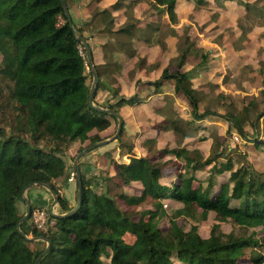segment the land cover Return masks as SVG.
I'll return each instance as SVG.
<instances>
[{"label":"trees","instance_id":"16d2710c","mask_svg":"<svg viewBox=\"0 0 264 264\" xmlns=\"http://www.w3.org/2000/svg\"><path fill=\"white\" fill-rule=\"evenodd\" d=\"M177 1L154 0L152 6H161L160 11L175 23ZM74 2L88 8L91 17L80 25L73 19L72 28L62 0H0V35L11 42L0 40V56L5 59L8 47L13 49L16 65L14 88L7 99L0 96V264H34L47 246L44 240L26 238L17 228L25 214L20 207L24 188L31 182L45 183L58 193L60 213L71 211L76 204H71L58 186L69 170L67 155L74 147L78 153L101 141L99 133L111 127L114 116L89 104V64L77 35L88 40L86 31L91 28L107 37L101 45L105 62L95 64L99 76L96 105L100 106L96 97L102 88L115 99L105 107L117 112L122 105L145 101L138 95L118 96V91L106 83L120 73L121 49L131 50L139 29L128 20L129 16L126 23L114 28V12L122 2L118 0L105 7L98 5V0ZM241 3L249 11L254 5ZM161 45L166 47L163 41ZM193 49L200 48H195L188 38L178 57V69H165L150 84L159 90L166 81L172 82L190 105L195 119L223 117L245 140L252 141L257 148L263 147L260 119L264 112L254 119L249 113L264 104V89L242 109H237L228 95H221L220 100L227 105L224 114L215 107L201 111L199 93L188 73L181 70ZM202 56L207 61L208 53ZM90 73L93 74L92 70ZM157 127L173 129L181 138L194 136L198 129L182 117ZM123 134L124 127L116 139ZM147 142L153 146L155 140ZM127 147L132 153L130 160L114 161V174L102 170L98 176H86L81 171L82 202L76 213L52 216L55 225L48 231L32 226L29 219L22 223L21 230L27 236H45L51 242L38 264H174V260L181 264H240L244 260L264 264V174L252 166L245 153L234 156L213 150L204 158L199 149L179 147L149 148L146 155L137 156L133 146ZM174 159L183 161V170L177 172L175 180L164 184L161 180L165 168L180 163ZM200 169L208 170L206 178L197 174ZM134 182L141 188L134 193L126 191L125 187ZM166 200L179 201L182 207L169 217L168 226H162L168 216ZM36 206L41 204L32 202V209ZM198 210L203 218L214 211L222 221L259 227L263 236L246 238L222 232L216 224L205 238L197 224L187 228L178 222L180 217L195 219ZM128 233L135 237L133 243L126 241Z\"/></svg>","mask_w":264,"mask_h":264},{"label":"rangeland","instance_id":"374dc122","mask_svg":"<svg viewBox=\"0 0 264 264\" xmlns=\"http://www.w3.org/2000/svg\"><path fill=\"white\" fill-rule=\"evenodd\" d=\"M118 1V0H117ZM121 8L114 12V28L129 21H134L139 28L132 39L131 50L121 49L122 68L119 74L106 80L109 88L118 91V96L130 98L138 95L145 100L141 104L122 105L118 107L124 119V134L121 139H110L107 143L94 149L80 159V169L86 176L99 175L102 170L114 174V161L129 162L127 146H133L137 156L147 154L152 144L147 141L154 139L152 150L163 148L199 149L204 158L209 156L213 150L233 153L234 156L240 152L246 154L247 160L260 173L264 174V146L257 148L250 140H245L237 130L230 125L229 121L220 116H210L197 120L191 113V107L186 99L176 91L175 85L166 81L159 90L150 84L161 77L162 72L168 69L174 72L178 69V57L181 48L185 47L186 40L194 43L195 48L188 53L186 63L181 67L191 78L194 88L199 93L200 109L218 108L224 114L227 105L220 100L221 95H228L237 109H242L245 104L259 97L260 90L264 89V0H213L200 4L196 0H179L176 4L177 22H172L166 12L160 11L152 6L154 0L131 3L132 1L120 0ZM241 2L254 3L249 11ZM77 5L74 0H68V7L77 25L86 22L91 17L86 11L80 16H73V7ZM79 6V5H77ZM84 7V6H79ZM75 8V7H74ZM132 16V18H131ZM88 41L93 51L95 64L104 63L102 44L107 39L89 28L86 31ZM2 43L9 39L0 35ZM166 44L163 48L161 42ZM10 42V41H9ZM11 43V42H10ZM208 53L207 61L202 60V55ZM91 68L87 67L88 83L92 85L93 74ZM16 65L14 50L9 49L5 59L0 56V96L7 99L8 93L14 88V75ZM97 104L107 106L114 103L112 93L105 88L98 91ZM264 112V104L258 108H252L249 117ZM182 117L192 122L198 129L194 136L179 137L173 129L159 128L157 124L172 123ZM118 128V118L111 117V127L99 134L104 139L112 138ZM261 137L264 138V115L260 119ZM251 135V133H249ZM130 144V145H129ZM239 150V151H238ZM77 147L67 155L69 173L71 176V188L68 187V177L58 181L61 193L70 200L77 203V179L73 167L77 155ZM145 154V155H146ZM167 158H170L167 156ZM167 158L165 160H167ZM171 158H174L172 156ZM221 159V158H220ZM177 165L165 168L162 183L168 184L170 180L176 179L178 171L183 170L182 160H175ZM86 166H92L88 169ZM179 167V168H178ZM197 174L203 179L208 176L207 169H200ZM66 179V181H65ZM222 179V177H221ZM64 182H67L64 184ZM66 185V187H65ZM141 185L137 182L126 186V191L137 192ZM46 194L49 200L47 206H42L48 212L60 213L59 204L52 209L53 195L45 187L36 186L27 191L30 194ZM168 216L164 217L162 226H168L169 217H172L177 209L182 207L179 201L166 200L164 202ZM22 212H26V204L21 201ZM33 226L32 217H29ZM180 224L187 228L191 224L199 226V232L203 237H209L212 227L220 225L222 232L235 233L238 236L261 238L262 230L259 227H246L235 224L231 220H220L214 211H210L206 218L202 217L198 210L197 217L178 218ZM55 225L47 227L48 231ZM125 239L133 243L135 237L128 233ZM248 248L247 250H250ZM174 264H181L174 260ZM240 264H250L244 260Z\"/></svg>","mask_w":264,"mask_h":264},{"label":"water","instance_id":"95a60500","mask_svg":"<svg viewBox=\"0 0 264 264\" xmlns=\"http://www.w3.org/2000/svg\"><path fill=\"white\" fill-rule=\"evenodd\" d=\"M62 4H63L65 14L67 16L68 22H69L70 26L72 28H74L73 19H72V16H71V13H70V10H69V7H68L66 0H62ZM77 37L86 50L88 64H89V67L91 68L92 73H93V83H92L90 91H89V104H90V106L94 107L96 110H98L100 112L107 113V114H110V115L118 118V128H117L116 134L112 138L104 139V140H101L99 142L93 143L89 146H86L82 151L78 152V154L75 157L74 164H73L76 179H77V203H76L75 208H73L69 212L62 213V214L58 213V212H53V215L58 216V217L70 216V215L76 213L81 207L83 184H82V172H81L80 164H79L80 159L82 157H84L85 155H87L88 153H90L91 151H93L94 149H96V148L102 146L103 144L107 143L108 141H110V139L117 138L120 135V133L124 127V119L119 112H117L114 109L99 106V105L95 104V93H96L98 82H99V76H98V73L95 69V63L93 60L92 49H91V46L89 44V41L86 38H84L82 34H78ZM36 185H40L42 187H45L51 192V194L53 195L52 209H54L55 206L59 204L58 193L52 187H50L49 185H47L45 183L31 182L24 188L23 199L26 203V212L23 215V217L19 220V222L17 224V228L20 231V233L23 236H25L26 238H31L33 240H40L41 239V240H44L47 242V246H46L45 250L38 256V258L36 259L34 264H38L39 260L44 255V253L49 249L50 244H51L50 240L45 236L29 237V236H27V234L24 231L21 230L22 223L29 219L31 211H32V202L29 199V197L26 196V192Z\"/></svg>","mask_w":264,"mask_h":264},{"label":"crops","instance_id":"0c3cea01","mask_svg":"<svg viewBox=\"0 0 264 264\" xmlns=\"http://www.w3.org/2000/svg\"><path fill=\"white\" fill-rule=\"evenodd\" d=\"M117 0H98V5H100V6H102V7H105V6H109V5H111V4H113V3H115ZM128 1H131V0H128ZM181 1H183V0H181ZM207 2H209L210 1V3L212 4L213 3V0H206ZM178 2H179V0H178ZM123 6V5H122ZM75 7V8H74ZM73 7V9L71 8V10H72V13H73V16H80V14L82 13L81 11H82V9H83V11H86L87 13H88V15H90V10L88 9V8H86V7H79V6H77V5H75ZM79 164H82V162L81 161H79ZM86 167H88V169H92V166H86ZM67 177H68V187L67 188H65V191L67 192V190H68V188H69V190H70V188H71V176H70V174L68 173L67 174ZM65 181H66V179H65ZM67 182H64V184L65 183H67ZM65 187H66V185H65ZM27 193V192H26ZM27 195V194H26ZM29 199L32 201V202H34V203H39V204H41V206H46L47 204H48V202H49V200L47 199V195L45 194H42V193H39V194H30L29 195ZM45 202H46V204H45Z\"/></svg>","mask_w":264,"mask_h":264},{"label":"built area","instance_id":"2783aa9c","mask_svg":"<svg viewBox=\"0 0 264 264\" xmlns=\"http://www.w3.org/2000/svg\"><path fill=\"white\" fill-rule=\"evenodd\" d=\"M30 216L32 217L33 226L40 230H46L48 226L54 224L53 211L48 212L42 206L34 207Z\"/></svg>","mask_w":264,"mask_h":264}]
</instances>
